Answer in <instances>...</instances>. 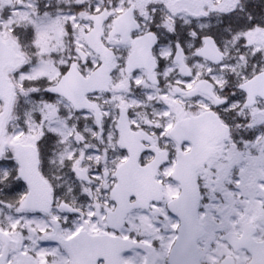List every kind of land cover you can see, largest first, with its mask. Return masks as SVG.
<instances>
[{
	"label": "snow or ice",
	"instance_id": "6c2138e0",
	"mask_svg": "<svg viewBox=\"0 0 264 264\" xmlns=\"http://www.w3.org/2000/svg\"><path fill=\"white\" fill-rule=\"evenodd\" d=\"M0 264H264V0H0Z\"/></svg>",
	"mask_w": 264,
	"mask_h": 264
}]
</instances>
